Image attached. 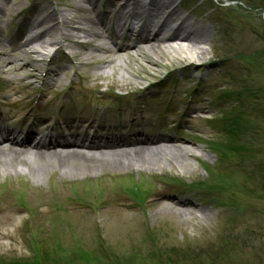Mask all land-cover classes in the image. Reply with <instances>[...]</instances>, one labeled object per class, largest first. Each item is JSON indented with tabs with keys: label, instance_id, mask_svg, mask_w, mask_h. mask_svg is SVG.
Listing matches in <instances>:
<instances>
[{
	"label": "rangeland",
	"instance_id": "1",
	"mask_svg": "<svg viewBox=\"0 0 264 264\" xmlns=\"http://www.w3.org/2000/svg\"><path fill=\"white\" fill-rule=\"evenodd\" d=\"M172 1L193 26L211 35L204 58L188 68L186 54L172 60L147 48L94 51L91 45L103 39L95 36L86 37L91 45L74 46L62 38L44 46V55L31 53L36 43L21 53L23 32L32 30L31 21L42 18V10H63L68 21L92 12L77 6L81 0H0V81H8L0 86L1 101L36 93L42 110L37 116L61 108L66 113L70 104L80 115L133 118L150 133L163 129L162 136L192 155H185L187 163L162 161L148 171L107 168L82 176L50 170L42 161L37 173L19 165L16 172L1 171L0 264H264V0ZM93 2L97 14L111 6ZM62 31L49 34L62 37ZM133 41L119 38L117 44ZM26 56L34 62L26 64ZM49 61L55 62L56 83L39 92L40 84L33 89L30 83L48 76ZM101 66L107 77L94 89L99 80L92 76ZM35 69L36 80H26ZM145 73L152 77L141 80ZM129 75L137 77L126 79ZM151 81L150 90L140 92ZM127 82L125 89L113 86ZM235 118L256 134L252 129L236 140L224 135L227 119ZM123 125L126 136L133 132ZM229 144L244 151L230 153ZM157 190L174 201L189 199L200 211L187 207L183 215L147 204Z\"/></svg>",
	"mask_w": 264,
	"mask_h": 264
},
{
	"label": "bare ground",
	"instance_id": "2",
	"mask_svg": "<svg viewBox=\"0 0 264 264\" xmlns=\"http://www.w3.org/2000/svg\"><path fill=\"white\" fill-rule=\"evenodd\" d=\"M106 1L111 2V6L101 14H97L93 12V0H81L82 4L77 3V6L84 8L86 12H92V15L74 21H68L72 18H68L63 10L53 9L50 13L42 10L44 11L43 17L31 21L33 23L32 30H34L35 26L50 24L48 29L39 34H32L31 32H34L32 30L28 33L23 32L27 38L20 45V48H22L20 52L24 53L23 47H29L36 43L38 47H30L31 53H37L41 56L44 55L42 50L44 46L57 43L62 38L70 40L72 44L78 42L80 45H91V41L86 39V37L95 36V38L103 39L101 43L91 45V47L94 51H103L105 54L112 52L113 49L116 52L127 53L129 52L128 50L134 49L139 51V53H143L144 48H147L148 51L157 52L162 56H171L172 60H175L174 58L177 55L186 54L185 57L191 59L186 68L191 67L192 62L201 61L204 58V54L207 51L204 45L210 42L211 35L209 30H201L193 26L186 17L181 15L178 6L172 0H147L145 3L138 2V0ZM110 14H112V17L108 19L107 16ZM134 22L138 26L137 29L134 26ZM91 25L94 28L90 27ZM55 28L58 30L63 29L61 32L62 37L56 36V34H49ZM56 33H58L57 30ZM130 36L134 38V41L131 44L129 43L130 45L128 44L125 47L117 44L119 38L129 39ZM44 37H49V40ZM26 57L28 58L26 64L34 62L33 56ZM146 57L148 58V56ZM115 59L109 62H114ZM150 60L147 59L146 61L152 63ZM12 62H16V59H11L10 63ZM26 64L22 66H27ZM117 64L122 66L120 62ZM152 64L156 65L154 62ZM98 70L100 71L92 76V79L99 80L94 83V88H99L103 79L107 77L102 66ZM37 71L38 69H35L27 77L37 78ZM136 77L135 75H129L126 76V79H135ZM138 77L142 80L152 77V75L145 73L144 77L140 75ZM152 82L155 81H151L150 85ZM116 84L113 83V86L125 89L130 82ZM113 98L118 99L117 96H113ZM19 101H23V99H19ZM6 116L8 119L15 118V115L10 112ZM53 118L54 116L51 115L50 119ZM67 118L70 119L72 116ZM28 120L36 122L38 118L30 117ZM130 120H133V118H130ZM30 133V130L26 132L27 135ZM70 135L74 137V140H65L70 142L55 141V143L49 142L48 144L38 145V143L31 144L30 141H25L24 144H20V147H1L0 172L3 171L4 173L11 167V170L16 172L15 167L19 165L30 168L32 173H37L36 171L41 167L38 164L40 161L49 165L50 170L60 168L64 174H81L82 176L95 174L99 170L107 168H118L121 170L132 168L137 171H148L150 168L160 167V162L162 161L187 163L185 155H189L185 146L175 144L168 137L137 141L138 138H132L129 134L127 135L129 138L122 137L126 133L121 131L120 137L116 139L90 140L92 143L86 144L82 139L81 141L76 140L79 134L75 133V131H70ZM43 136L50 138L48 134ZM189 156L192 157L191 154ZM20 170L24 169L21 168ZM147 199V204H163L168 208H174L178 214H188L189 210L186 209L187 207H192L197 212L200 211L198 206H195L191 200L174 201L161 190L154 191Z\"/></svg>",
	"mask_w": 264,
	"mask_h": 264
},
{
	"label": "trees",
	"instance_id": "3",
	"mask_svg": "<svg viewBox=\"0 0 264 264\" xmlns=\"http://www.w3.org/2000/svg\"><path fill=\"white\" fill-rule=\"evenodd\" d=\"M229 96H231V95H229ZM261 115L264 117V106L261 109ZM227 120H229L231 124L229 126L228 125L223 126L224 128L222 131H224V135H226L227 137L231 136L232 138H235V140H236V138H239V139L241 137L243 138L248 132H250L253 129V128L251 129L249 126L245 125L244 123L240 122V120L238 121L237 118H235V120L234 119H232V120L227 119ZM227 126L229 127V129L227 128ZM255 131L256 130L253 129L251 134H253V133L256 134ZM227 150L230 153H236L239 151L240 152L244 151L243 146L237 147L236 145H232V144L228 145ZM198 253L200 254V252H198ZM178 258H180L182 261L186 259V258H184V255L181 257H179V255H176L175 259H178Z\"/></svg>",
	"mask_w": 264,
	"mask_h": 264
}]
</instances>
